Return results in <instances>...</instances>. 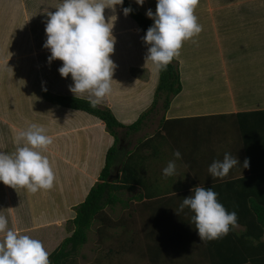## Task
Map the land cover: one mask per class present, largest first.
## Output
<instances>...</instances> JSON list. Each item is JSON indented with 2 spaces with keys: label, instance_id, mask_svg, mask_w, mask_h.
<instances>
[{
  "label": "crops",
  "instance_id": "crops-1",
  "mask_svg": "<svg viewBox=\"0 0 264 264\" xmlns=\"http://www.w3.org/2000/svg\"><path fill=\"white\" fill-rule=\"evenodd\" d=\"M52 1L53 2L51 3L46 0H37V4H39L38 7H34L28 10L26 6L23 7L19 5L16 0H0V10L1 8L4 10L2 11L4 13V16L0 20V45H3L2 47H0V50H7L6 46H10V52H8V54L6 52L0 53V64L2 65V63L9 62V60H13L15 63H17L14 68V73L10 72V75L7 76V80H11V77H16L19 82H21V84L23 86L25 85L26 87L28 83L34 82V89L36 90L35 97L37 100L36 104H38L35 109H37L39 112L37 116L32 118L33 121H30L32 117V112L30 109L29 111L31 112V116H27L24 122L21 121V118L19 121H11V119L7 120L6 118L0 117V123L8 128L10 136L12 137L11 139L14 142L17 134L22 130H26L31 124L43 126L45 130L48 131L47 126H49V122L47 123L45 118L47 110L43 109H45L44 104L47 103L49 107L53 104H50L47 101L41 99L40 95L41 89L44 84H52V77H54V79L59 77V81L55 85L57 86V92L59 94L64 91L67 94H73L69 90V85L73 84L71 75L69 74V77L64 78L60 75L58 71L59 67L62 66L63 62L57 59L49 63L48 57L50 56V51L43 47L44 42L47 39L45 32V24L48 19L47 13L54 12L56 10L55 8L59 7L63 2V0ZM131 1H133L138 6L135 0ZM206 1L210 7L208 11V17L210 18V20H216L217 17L213 12L212 7L213 2H215L216 0ZM237 4L238 7H241L243 4L242 0H238ZM140 9L143 11V13L146 14V12L151 8L147 7V9H144L143 7H141ZM109 10H112V16L115 19V25H117L118 19L120 20V18L118 17V12L121 14L122 23L126 21V24H122L120 27L113 25L112 31L116 39V51L121 57H123L122 52H118L117 43L121 42V45L127 44L125 46L131 47L129 53L132 54V59L134 60H125L126 57L125 59L121 58L120 60H118L117 63L113 60L116 64V68L113 74V80L111 82L112 90L110 94L106 96V100L103 99V101L99 105L103 104L102 106L109 107L118 120H120V118L117 116V112L122 113L124 120L120 121L124 124H130L137 119L140 113H142L148 106H150L153 98V93L158 81L159 73L155 69L153 63L150 60H146L149 46L144 42L143 36L136 22L128 14L125 15L123 9L119 5L116 6L115 10L110 8L105 9L106 20L110 19L108 17ZM195 15L198 16V14ZM7 17H11L10 20H8ZM198 23H200L199 19ZM251 30H249L248 32L253 33L255 35L256 31L252 32L253 30ZM191 43L192 39L185 41L180 50V54L175 57V59L180 61V79L183 86L181 92L172 99L169 109L162 115V117H165V120L181 119V121H170L165 123V125L167 124V126L170 128L171 134L175 133L173 138L169 137L166 134V129L160 130V123L158 130H156L154 133V138H156L157 141H159L160 139L162 140L163 138H171L172 145L176 146L179 143L176 141H180L178 140L179 133L177 130L182 127H190L192 129L193 136L195 137L194 142H192V144L190 143V146L185 150L184 154L186 155V157L182 156L184 157V159H182L184 163L190 162L188 165H186V163L184 165L186 167V171L184 172L185 174L183 176V180L181 181L184 183L183 186L185 187L175 188V193H173V196H171V198L174 197V200L170 203V197L166 198L163 196V194L160 193L151 194V201H138L139 203H136L138 206L148 204L151 208V211L155 210L157 211V213L160 212L158 216H153L154 214H149L148 216L142 218L143 221L141 225L151 223V236L149 234H146V237H150L151 240L158 242V244H161V242H166L164 243L165 246L163 247L169 248V246L167 245V241L169 242L170 239L181 241L184 240L185 233H187V235H190L189 233H191L193 234L196 242H198L199 244V254L201 255V261L194 260V263L211 264L209 260L206 242L200 239L198 232L195 229V223L193 222V220L190 219L189 226H184L178 223H181L182 217L188 218L186 216H190V214L187 213H183L184 216H181V213L179 212L180 204L183 202L185 197L194 194V188H196L195 186L200 187L201 184H206L209 182V180L213 179V177H211L210 173L208 172V168L214 160H219V156H214V154L218 153V150L217 152L213 153L212 149L209 148V146L207 148H203L198 145L197 138L200 137L198 129H204L206 127L205 129L208 130V133H212L211 136H213L215 135L214 130L219 128L221 121H224L225 126H229V124L232 126L231 128L237 134H234L237 139L231 142V148H224L222 150H225L224 152L231 153L234 157H238L240 160V164L231 169L228 176L223 179L245 177L249 175L252 171L251 163H257L260 159L259 155H261V153L263 152L259 153V155L256 156V151L258 150L259 146H261L260 144L257 147L256 151L254 149H250L247 151L246 147L248 144H250L248 148L253 147L251 145L252 141L245 140V138L243 137V133H241L240 131L238 117L236 114L239 112L264 110V102H261L264 98L256 105H249L248 103L238 102V99H236L235 96L236 91L239 89V84L238 82L232 83V81H239L240 78L243 79L241 76H243L244 74H241L238 72L237 69L230 67L231 65H234L237 60H234L231 55L230 60H226L225 52H221L220 50L215 52L213 56L216 58V60H204L205 64L203 63V65L202 63H199V61L201 60H197V62L194 63L192 61L193 67L190 68V74L182 75V66L185 62L184 56L186 55L187 51L194 53L191 50ZM253 43L258 42H246V44L243 46V49L256 50L253 51L254 56H256L257 54L264 55V48L258 52L256 47L254 46L256 44ZM263 43L264 42H260L259 45H263ZM29 46L32 49L38 50L41 53L39 54V60L20 59L19 56L26 55V49L29 48ZM139 52L145 54V57L139 56ZM126 54L128 55V51L126 52ZM114 55L115 52L111 56L112 59ZM245 56L251 58L252 52L247 51ZM137 57L140 60H136ZM262 72L263 73H260V75H263L261 80L264 82V70H262ZM238 76L240 77L239 79L237 78ZM214 79H223L222 81H224L226 85L224 84V88L222 90H218L215 92H213L212 90L211 92L205 91L204 87L199 84V80H211L212 87H215V85L219 86L218 82L213 81ZM45 87H47V85H45ZM22 97L24 99L26 98V101H30L31 99V97L27 94L26 91L22 95ZM22 97L19 95V98L15 101L16 106L19 105L20 107L21 104L25 103V100ZM82 97L87 98V93L83 94ZM2 105H5V103L2 102L0 106ZM53 106L55 107V105ZM61 109L65 111L68 110V113H72V115L79 117V121L77 123H69L70 125L75 124L76 127H74V129L70 128L69 130H66L67 132H53V135L55 137L53 138L52 146H54L55 149L51 148L52 150H50L48 148L47 150L49 151L46 152V154H51V157L53 154V161L54 155H58L60 157L59 165L58 167L56 166V168L62 169V173H64L62 174V177H65L66 175V178L69 179L71 178L70 176L72 174H76V177L72 179V182H69L70 190L71 185L72 187L76 185L78 181L77 177H82L87 174L86 173L83 175L86 169V167H83V163L84 161H86L84 160V158H92L94 156L95 159H97L98 161L96 162L97 166L95 169H93V171H90L92 175H86L85 181L81 184L78 189L79 191L80 188H85V191H87L95 183V181H98V175L104 165V152L106 150V147H110L112 145L114 139L106 130H103V128H105L104 122L95 117L94 115H90L84 111H77L64 108ZM215 121L220 122L216 125L214 123ZM53 124H55V121L50 124L52 126V130L54 131L53 127H56V125ZM92 129L99 130V132L92 133L90 131ZM82 134H85V138L88 139V146L86 145L84 149L82 148L84 151H86V155L84 154L83 156H81L82 153L80 149V145L82 147L83 142ZM154 134H151V137ZM97 136L99 137L100 142L96 140H91V138L94 139ZM206 139L211 142L210 137L207 135L205 141H207ZM252 139H256V136ZM101 140L105 141V143L103 144V148L100 146V143H102ZM97 144L100 146V151L98 152L99 156L90 152ZM169 152L172 153L171 150H169ZM220 158L222 161L224 158V154ZM245 159L249 161V167L247 168H243V162L245 161ZM195 163H199L202 167L195 169ZM64 168H66L67 171ZM61 180L64 181L65 179L61 178ZM217 180L221 179L217 178ZM57 182L58 181L56 180L54 181V185L56 184V188L52 187L49 190L48 195H45V191L44 193H41L40 190L37 191V193H32L31 197L28 198L30 207L34 205V209H41V207L38 206L39 204L47 206L50 199H57L59 201L55 203L57 207H60V204H62V208L64 210H67V208H69V210L72 211V206L70 207L69 204L65 205L66 203H68L67 201H65L66 196H58V192L55 191L59 183ZM0 187H3L4 196H1L2 199L5 200L7 206H11L12 210L13 207L11 203V192L9 189L10 186L1 182ZM167 199L169 201H166ZM74 201L75 199L73 200V202ZM47 209L50 210L51 208L48 207ZM175 210L178 211V213ZM67 212L68 211H66L65 213ZM54 214L55 213H50L48 217H44L41 214L36 213L31 217V228H25L26 232H36L40 231L39 228L41 226H44V224H47L48 228L51 227V231L55 233V238L52 243V246L47 249L48 252H51L57 246V244H59V242L64 239L65 235L60 237L61 234H63L64 232L68 233L67 236L71 234V231L67 230V225L63 226V224L72 213H69L67 215L68 217L66 216L63 218H60L62 215H59V218H52L51 216ZM165 215L168 218L164 219ZM170 215L173 217L172 221L169 219ZM175 228H178V230H174ZM233 229L235 231L241 232L244 229V226H242L241 224H237ZM130 235L132 236L136 234H134L133 232V234ZM139 237L143 238V240L145 239L144 234ZM120 251L122 252V249H118V252ZM148 252L153 264H155L154 262H157V264H163L165 262V259L160 256V251L158 256L156 255L155 251L151 255V242H148ZM80 254L81 253L79 251L78 255L75 258L80 257Z\"/></svg>",
  "mask_w": 264,
  "mask_h": 264
},
{
  "label": "rangeland",
  "instance_id": "rangeland-1",
  "mask_svg": "<svg viewBox=\"0 0 264 264\" xmlns=\"http://www.w3.org/2000/svg\"><path fill=\"white\" fill-rule=\"evenodd\" d=\"M16 1L19 5L23 7L26 6L28 10L34 7H38L39 5L37 4V0ZM46 1L51 3L53 2L52 0ZM237 1L238 0H216L215 2H213L212 7L213 12L217 17L216 20H210V18L208 17V11L210 7L207 1H199L200 3H198L194 14H198L197 18L200 20L199 24L202 25V31L197 36L192 38V43L190 46L191 50L194 53L187 51L186 55L184 56L185 62L182 66L183 73L181 74H190V68L193 67V63L197 62V60H201L199 61V63H202L203 65L204 60H216V58L213 57L215 52L219 50L221 52H225L226 60H230V55L234 60H237L236 63L234 65H231L230 67H233L234 69H237L239 73L244 74L243 76H241L243 79L238 76L237 78H240L239 81H232V83L238 82L239 84V89L236 91V99H238L239 103H248L249 105H256L264 98V82L261 80L263 75H260V73H263L262 70H264V55L257 54L256 56H254L253 51L256 50L243 49V46L246 44V42H258L253 43L256 44L254 46L256 47L257 51L259 52L261 49L264 48V43L263 45H259L260 42H264V0H242L243 4L241 7H238ZM156 4L157 0H145L143 5L138 4V6L139 8L143 7L144 9L150 7L151 10L155 12ZM2 11L4 10L1 8L0 20L4 16V13ZM108 13L110 20L113 21V25L120 27L122 25L121 14L118 12V17L121 21L118 19L117 25H115V19L112 16V10H109ZM7 18L8 20H10L11 17ZM249 30H251L252 32L256 31L255 35L253 33H249ZM2 46L3 45L1 44L0 47ZM6 48L7 51H10V46H6ZM130 49L131 47L129 48V50H127L128 55L125 54L123 57H121L119 53H117L115 45V55L113 56V60L116 63L121 58L125 59V57V60H134L132 59V54L129 53ZM247 51L252 52L251 58L245 56ZM118 52H120V50H118ZM139 53V56L145 57V54H143L142 52ZM25 54V56H19L20 59L39 60V54L41 53L38 50H34L29 46V48L26 49ZM136 60L140 59L137 57ZM175 60L179 65L180 61L177 59ZM16 65L17 63H15L13 60H9V62L2 63V65L0 64V82H2L1 84H3V87H0V105L2 104V102L5 103V105L0 106V117L6 118L7 120L11 119V121H19L21 118V121L24 122L27 116H31L30 113L32 112V117L30 121H33L32 118L39 114L38 110L35 109L38 104H36L37 100L35 97L36 90L34 89V82L28 83L26 87L25 85L23 86L16 77H11V80H7V76L10 75V72L14 73V68ZM222 80L223 79H214L213 81L219 83V86L215 85V87H212L211 80H199V84L204 87L205 91L211 92L212 90L213 92H215L218 90L220 91L224 88L225 82ZM51 81L52 84H44L42 88H47L54 93H58L57 86H55L57 82L53 81L52 79ZM45 85H47V87H45ZM25 91L31 97L30 101H26V98L24 99L22 97ZM60 94L63 95L66 94V92L64 91ZM19 95L25 100V103L21 104L20 107L19 105H15V101L19 98ZM40 96L41 99L44 100L42 95ZM106 98L107 97H105L104 99L106 100ZM261 102H264V99ZM44 105L45 109H41L47 110L45 118L46 122H49V126H47L48 131H46V134L51 136L52 139L55 137L53 135V132L63 133L67 132L66 130H69L70 128L74 129V127H76L75 124L70 125L69 123H77L79 121V117L72 115V113H68V110L65 111L57 105H55V107L53 105L49 107L47 103ZM29 109L31 110V112L29 111ZM163 113V110L159 106L157 113L152 112L148 115L147 119L145 120L144 127L141 131L125 136L122 141L125 151L133 150L137 145L139 139H143L145 137L151 136V134H154L155 131L158 130L160 119ZM117 116L120 118V120H124L122 113L117 112ZM54 121L55 124L53 125H56V127H53V131L52 126L50 124ZM219 122L220 121H215L214 123L217 125ZM231 127L232 126L230 124L229 126H225L224 121H221L219 128L214 130L215 135L213 136H211L212 133H208V130L205 129L206 127L204 129L199 128L198 133L200 137L197 138L198 145L203 148H207L209 146V148L212 149L213 153L217 152L218 150V153L214 154V156H219V160H221L220 157H222L223 154L226 153L224 152L225 150L222 149L231 148V142L237 139L235 137V135L237 134ZM103 130H105V128H103ZM90 131L92 133L99 132V130L95 129H92ZM177 131L179 133L178 140H180L176 141L179 142L178 145H172L171 138H163L159 141L154 138L151 141V146L147 147L148 150H143L146 151L145 153L148 156H142V154L138 153L136 157L137 159H135V163H145L144 169H139L140 172H143L141 175L146 181V190L151 191V194L160 193L163 194V196L166 198L170 197V201L168 199L166 200L169 201V203L174 200V197L171 198V196H173V193H175V188L185 187L183 186L184 183L181 180H183V176L185 174L184 172L186 171V167L184 165L185 163L186 165H188L190 162L184 163L182 159L186 157V155L184 154L185 150L190 146V143L192 144V142H194L195 138L193 136V131L190 127H182ZM206 135L210 137L211 142L207 139V141H205ZM85 136V134H82V147L80 145L82 153L81 156H83L84 154L86 155V151H84L83 149L86 147V145L88 146V139L85 138ZM201 136H204L205 138ZM11 138L12 137L10 136L8 128L6 126H2V124L0 123V151H4L7 154L11 155L17 151V148L23 146V144H17L16 142L12 141ZM94 140L100 142L98 136L94 138ZM95 147L90 152L99 156L98 152L100 151V146L97 144ZM108 147H106V150L104 152L103 164L105 161V154ZM48 148L50 150L55 149L52 144L49 145ZM47 149L43 151V155L47 156L50 160L51 167L55 174V179L62 178L65 179L64 181H66L64 185H58L55 191L58 192V196H66L65 201H67L68 203H66L65 205L69 204L70 207L72 206V211H70L69 208H67V210H64L62 208V204H60V207H57L55 204L59 202L57 199H50L47 206L41 204H39L38 206H40L41 209H47L48 207L51 208L50 212L55 213L51 216L52 218H59V215H62L60 218H63L66 217L69 213H72L63 224V226L67 225V230H69V227L71 225H69L67 221L71 220L75 216V207L80 201L85 198L88 190L85 191V188L82 187L83 189L80 188V190L78 191L80 194L78 196H75L74 191L70 190L69 182H72V179L76 177V174H72L70 176L71 178L69 179L66 178V175L65 177H62V174H64L62 173V169L56 168V166L58 167L59 165L60 157L58 155H54L53 161V154L52 157L51 154H46V152L49 151ZM169 150H171L172 153L169 152ZM176 150H179L182 153V156L184 157H182V159L180 160H176L177 174L175 176L165 177L163 175V169L167 166L170 160L175 159L173 153ZM94 161V163L98 162L97 159H95ZM119 167L120 166H118V168ZM200 167L202 166H200L199 163H195V169ZM64 169L67 171L66 168ZM114 172H116V170L113 171V174H115ZM9 189L11 192V203L13 207V213H16L17 215L20 214L19 208L22 206L24 207L23 211L27 212V205L19 201L23 200V197L25 195L27 196V198L31 197V194L33 192L28 190L26 187L20 186H17L16 188L10 186ZM143 190L144 189L142 187L138 186L134 187L131 190H124L118 193L119 199H123V202L115 203L113 206L108 205L104 208V212L105 214H107L106 216L107 218H109L110 224H108V219L105 220L104 223L100 221H95L87 234V242L80 249V257L69 260L67 264H153L151 257H149L148 242H151V255L155 251L156 255L158 256L160 251V256L165 259V262L163 264H195L194 260L201 261V255L199 254V244L198 242H196L193 234L191 233H189L190 235H187V233H185L184 240L180 241L170 239L169 242L167 241V245L169 246V248L163 247L165 246L164 243L166 242H161V244H158V242L151 240L150 237H146V234H149L151 236V223L141 225L143 221L142 218L148 216L149 214H154L153 216H158L160 212L157 213V211L155 210L151 211V208L148 204H143L139 206L137 205V203H139L140 201L138 202V200L134 199L133 196L134 194L144 192ZM0 193H2L1 196L3 197V187H0ZM74 199L75 201L73 202ZM33 207L34 205L30 207V213L32 215L36 214V211ZM12 210L11 206H6L5 200L0 197V215L6 216L9 220L8 227L14 231H17L20 234V231H18L17 228H19L18 226L22 223L18 220H15V217H13L14 214L11 216ZM66 211L68 212L65 213ZM180 213L181 216H184L183 213L190 214V216H186L189 219L182 217L181 223L177 221L179 224L189 226L190 219L192 220L193 212L190 209L186 208L183 212ZM46 215L47 214L45 213V216ZM166 218L168 217L165 215L164 219ZM169 219L172 221L173 217L170 215ZM28 220L29 218L26 217L21 218L22 222ZM47 226V224H44V226H41L39 228L40 231H34L35 233L33 231L26 232V230H24V234L29 235L31 238H35L42 241L45 249L47 250L52 246V243L55 238V233L51 231V227L48 228ZM174 230H178V228H175ZM133 232L136 235L131 236L130 234H133ZM67 234V232H64L60 235V237L65 235V238ZM143 234L145 235L144 240L143 238L139 237ZM3 238L4 234L0 233V240H2ZM118 249H122V252H118ZM154 263L157 264V262Z\"/></svg>",
  "mask_w": 264,
  "mask_h": 264
},
{
  "label": "clouds",
  "instance_id": "clouds-1",
  "mask_svg": "<svg viewBox=\"0 0 264 264\" xmlns=\"http://www.w3.org/2000/svg\"><path fill=\"white\" fill-rule=\"evenodd\" d=\"M144 2L136 0L139 5ZM198 3L199 0H157L155 12L151 9L146 12L154 20L143 37L150 45L146 60H150L157 71L166 70L180 54L183 43L202 31L194 14ZM123 4L124 0H63L54 12L47 13V39L43 47L50 51L48 62L57 59L63 62L58 71L64 78L71 75L73 84L69 85V90L75 97L87 93L92 108L110 94L116 68L111 58L116 43L113 21L106 20L105 9L115 10ZM123 11L127 15L132 9L128 7ZM15 142L23 144L15 153L0 151V182L13 188L26 187L33 193L50 190L55 174L43 151L53 143L52 137L43 126L31 124L17 134ZM173 156L175 159L163 169L165 177L177 174L176 160L182 159V154L176 150ZM238 164L239 158L226 152L222 161L214 160L210 164L208 172L213 178L223 179ZM247 167L249 161L245 159L243 168ZM217 196L210 187H196L194 194L185 197L179 206V212L188 208L194 213L195 229L205 242L226 236L238 222L237 213L229 212ZM8 225V218L0 215V233L4 234L0 240V264H51L42 241L19 234Z\"/></svg>",
  "mask_w": 264,
  "mask_h": 264
},
{
  "label": "trees",
  "instance_id": "trees-1",
  "mask_svg": "<svg viewBox=\"0 0 264 264\" xmlns=\"http://www.w3.org/2000/svg\"><path fill=\"white\" fill-rule=\"evenodd\" d=\"M119 6L122 9L128 7L132 9V12L128 15L136 22L144 37L147 29L153 25V20L143 13L131 0H124V4ZM122 24H126V21ZM117 46L123 56L130 48L121 45V42H118ZM148 46L150 47V45ZM1 51L7 54L10 52L6 49H2ZM158 73V81L150 106L140 113L137 119L130 124H124L118 120L112 110L107 106L98 105L96 108H92L85 97H75L74 94L67 93L61 95L47 88L41 89V95L45 101L57 105L60 108L84 111L103 121L105 130L114 139L112 145L106 151L105 163L98 175V181L89 188L83 201L79 202L75 207V216L71 220H68L69 225L72 226L69 227L71 234L62 239L49 252L51 264H67L69 260H72L78 255L81 247L87 242V234L93 223L95 221L104 223L107 219L109 221V218L106 216L107 214L104 212L105 206H113L115 203L123 202V199H119L118 197V193L121 191H128L139 186L144 189V192L134 194V199L138 201H151V191L146 190V181L141 175L143 172H140V169H144L145 163H135V159H137L138 153L142 154V156H148L145 153L146 151L143 150H148L147 147L151 146V141L154 139L155 134L152 137L148 136L139 139L135 148L130 151H125L121 142L125 136L141 131L148 115L152 112L157 113L159 106L165 113L169 109L172 99L181 92L180 70L175 58L166 70L158 71ZM52 80L58 83L59 77L55 79L52 77ZM1 83L0 87H3ZM236 115L243 137L245 140L252 141L251 145L253 147L248 148L250 145L248 144L246 147L247 151L250 149L256 151L260 144L261 146L256 151V156L261 152L263 153L259 155L260 159L257 163H251L252 171L249 175L241 178L221 180L211 178L212 180H209L208 183L201 184L200 187H210L217 192L218 201L229 212L235 211L238 217L237 224L244 226L241 232H237L232 228L226 236L217 240L206 241V246L211 264H264V110L239 112ZM170 121H181V119L165 120L163 116L160 120V130L166 129V134L173 138L175 133L171 134L170 128L167 124L165 125V123ZM2 126L5 125L2 124ZM255 136L256 139L253 140L252 138ZM91 140L94 141L92 138ZM101 141L100 146L103 147L105 141ZM84 160L86 161H84L83 167H86V169L83 175L86 173L91 174L90 171H93L97 166L94 163L95 158L90 157ZM118 166H120V176L118 179L114 178L110 182L108 178ZM86 175L77 177L78 181L71 189V191H74L75 196L80 194L78 189L85 181ZM55 180L61 186L66 182L60 178ZM44 191L45 195H48L49 190H40L41 193H44ZM24 197L19 202L27 205V212L23 211V206L19 208L20 214L18 215L16 213L14 214L13 210L11 211V216L14 214L13 217L22 223L19 226L17 225L19 228L16 227L22 235L25 233V228L30 227L32 223V214L30 213L28 198L26 195ZM35 211L44 217H48L51 213L49 209L38 208ZM45 213L47 214L46 216ZM23 217L29 218V220L22 222L21 218ZM108 224H110V221Z\"/></svg>",
  "mask_w": 264,
  "mask_h": 264
},
{
  "label": "water",
  "instance_id": "water-1",
  "mask_svg": "<svg viewBox=\"0 0 264 264\" xmlns=\"http://www.w3.org/2000/svg\"><path fill=\"white\" fill-rule=\"evenodd\" d=\"M119 176H120V172H119V168H118L117 171H116V174H115V175L110 174L108 180L111 182L114 178H115V179H118Z\"/></svg>",
  "mask_w": 264,
  "mask_h": 264
},
{
  "label": "flooded vegetation",
  "instance_id": "flooded-vegetation-1",
  "mask_svg": "<svg viewBox=\"0 0 264 264\" xmlns=\"http://www.w3.org/2000/svg\"><path fill=\"white\" fill-rule=\"evenodd\" d=\"M122 143V142H121Z\"/></svg>",
  "mask_w": 264,
  "mask_h": 264
}]
</instances>
